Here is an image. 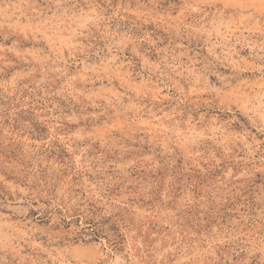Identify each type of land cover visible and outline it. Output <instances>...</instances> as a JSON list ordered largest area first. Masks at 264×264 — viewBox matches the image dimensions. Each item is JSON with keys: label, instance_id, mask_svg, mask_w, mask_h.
Wrapping results in <instances>:
<instances>
[{"label": "rangeland", "instance_id": "374dc122", "mask_svg": "<svg viewBox=\"0 0 264 264\" xmlns=\"http://www.w3.org/2000/svg\"><path fill=\"white\" fill-rule=\"evenodd\" d=\"M0 264H264V0H0Z\"/></svg>", "mask_w": 264, "mask_h": 264}]
</instances>
